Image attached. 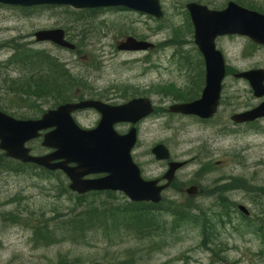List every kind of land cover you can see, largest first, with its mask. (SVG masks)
<instances>
[{"label": "rangeland", "instance_id": "1", "mask_svg": "<svg viewBox=\"0 0 264 264\" xmlns=\"http://www.w3.org/2000/svg\"><path fill=\"white\" fill-rule=\"evenodd\" d=\"M189 1L221 8L230 0H162L165 16L158 21L121 10L98 11L88 16L71 13V9L26 13L0 7V62L15 54L20 63H30L32 54H17L11 49L21 43L30 52H44L34 56L37 66L44 55L57 59L61 65L67 64V75L58 78L70 85L67 97L84 94L85 98L119 103L122 96L147 95L160 107L156 113L163 112L172 99L162 97L173 92V88L188 87L181 73V58L192 41L184 15V5ZM248 1L264 10V0ZM60 28L72 35L71 41L78 48L74 54L60 51L50 43H36V31ZM130 36L150 41L156 47L148 52L119 51L118 43ZM217 47L233 71L264 68V48L251 47L248 39L222 38ZM31 67L32 64L27 66L24 73L40 72L44 79L47 77L46 64L32 70ZM13 69L16 76L21 74ZM72 79L82 80L85 85L72 87ZM8 96L6 103H10L11 110L24 116L33 117L34 109L52 105L16 94ZM255 105L249 86L228 77L221 107L209 124L189 119L165 121L157 114L139 126L134 156L146 179L161 177L168 168L167 162L156 161L151 153L158 144L169 149L171 160L187 162L177 172L160 207L189 208L201 217L200 224L193 219L179 222L176 229L175 219L167 214L159 218L156 226L135 227L134 231L132 214L122 211L130 201L122 194L96 195L95 202L84 203V199L70 193L64 177L59 181L31 172H8L4 170L8 163L0 162V264H264V122L242 126L230 120L233 114ZM97 119L94 111H88L80 116V123L91 127ZM38 145L34 143L33 147L40 151ZM219 183L249 191L212 189ZM191 186L203 188L208 195H188L186 190ZM221 193L224 194L218 197ZM225 197L244 205L249 215L243 214L239 206L227 204ZM89 204L100 210L99 215L107 211L109 222L96 224L83 238L70 234L50 246L33 242L37 226L47 225L55 231L64 219L78 216ZM58 232L55 236L62 231ZM202 242H208L207 246H202Z\"/></svg>", "mask_w": 264, "mask_h": 264}, {"label": "water", "instance_id": "2", "mask_svg": "<svg viewBox=\"0 0 264 264\" xmlns=\"http://www.w3.org/2000/svg\"><path fill=\"white\" fill-rule=\"evenodd\" d=\"M0 3L23 7L38 5L70 6L74 9L121 8L162 19L160 0H0ZM194 27V42L204 55L206 62V86L200 100L175 105L171 112L196 115L204 119L211 118L219 105L222 81L225 77V61L216 50L215 40L221 36L239 35L248 37L258 45L264 46V15L245 9L230 2L224 10L213 11L207 7L189 3L186 6ZM61 29L41 30L35 34L37 42H52L61 47L74 49L65 40ZM152 45L126 38L118 45L120 51H142ZM236 77L249 82L255 97H264V69H253L236 74ZM94 108L101 114L98 126L93 130L79 128L71 113L79 109ZM152 112L151 104L145 99H135L121 106H109L99 101H82L64 104L45 114L37 121H17L0 112V149L6 156L31 162L49 170H62L70 179V189L78 194L89 191H118L133 202H154L161 200V192L174 180L175 173L184 163L170 162L164 179L167 183L157 186L158 181H146L141 177L139 167L134 163L131 151L137 141V130L118 134L114 125L121 122L137 124ZM264 118V102L244 113L235 114L231 120L235 123H248ZM54 128L44 136L43 146L55 151L42 157H34L25 148V143L38 137L40 131ZM156 160H168L169 150L162 144L152 149ZM60 160L61 162L53 163ZM75 163V167H69ZM106 176L94 180L83 177L90 174ZM195 188H190L192 195ZM240 210L247 213L245 207Z\"/></svg>", "mask_w": 264, "mask_h": 264}, {"label": "trees", "instance_id": "3", "mask_svg": "<svg viewBox=\"0 0 264 264\" xmlns=\"http://www.w3.org/2000/svg\"><path fill=\"white\" fill-rule=\"evenodd\" d=\"M238 3L241 5H244L246 7H249L250 9H258L260 11V8H258L253 2H250L248 0H237ZM52 10V9H50ZM97 11H78V12H72L74 14L81 13L87 14L88 16H92ZM71 16V13L70 15ZM74 17V15H72ZM188 20V18H187ZM189 23V20L187 21ZM87 24V23H86ZM17 54H24V53H30L34 56L37 54H41L40 51L30 52L27 47L24 44L16 43L12 47ZM29 55V54H28ZM32 61L29 63H20V60H17L15 63V69L18 70L21 74H19L17 77H15V80L12 82L10 87H14V93L22 98L25 95H30V99H33L36 101V103H39L40 101H44L42 103L50 102L54 105L59 104L61 101H69L71 98L75 97H67L65 94L68 93L69 90V83L61 82L58 78H61L62 74H65L67 71L63 65L58 63L53 57L49 55H44L40 58L39 62L43 64H46L47 66V77L44 79L43 76L40 75V72L33 73L31 75L26 74L24 70H26V67L28 64H32L31 70L35 69V67H41L36 65V62ZM23 61V60H21ZM37 74V75H34ZM67 75V73L65 74ZM64 75V76H65ZM63 76V77H64ZM53 78V79H51ZM47 79V80H46ZM72 87L78 86L81 87L85 85V83L82 80L75 81L74 79L71 80ZM27 88H30V91H27ZM91 94V92H89ZM80 96L79 98L83 97ZM14 167H18L17 171H24L26 166L22 164H15ZM112 194V193H109ZM81 199H84V197H80ZM87 199H84V203L87 202ZM96 201V197L93 198L92 202ZM82 202V201H81ZM82 202V203H83ZM90 204L87 205L83 212L79 213L76 217L66 218L62 221L60 226L56 227V230L53 231L48 229V226L45 225L43 228H37L34 229V237L33 242H44V246H50V244H56L59 243V240H65L67 237H69L70 234H74L76 236H80L83 238V236L89 232L90 230L94 229L97 225L96 224H103L108 223V213L107 211H102L99 215V209L97 207L90 208ZM159 206H154L151 204H134V203H127V208L122 210L123 212H128L132 214V220H134V231L135 227L137 228H152L158 224L159 218L163 217L164 215L171 214L172 217L175 219L176 223V229L177 226L180 224L179 222H186L189 220H195L197 223L200 224L202 221L200 216H197L196 214H193L190 212L189 208H183L179 205L171 206L167 210H161L159 209ZM189 210V211H187ZM196 216V217H195ZM150 219V221H147ZM78 227V228H77ZM58 231H62L59 236H55V234H58ZM78 231V232H74ZM80 234V235H79ZM60 237V238H59ZM203 245V242H202ZM59 264H65L64 262H60Z\"/></svg>", "mask_w": 264, "mask_h": 264}, {"label": "flooded vegetation", "instance_id": "4", "mask_svg": "<svg viewBox=\"0 0 264 264\" xmlns=\"http://www.w3.org/2000/svg\"><path fill=\"white\" fill-rule=\"evenodd\" d=\"M9 8H12V7H9ZM15 8H18V7H15ZM18 9H20V8H18ZM69 38L73 39L72 35L70 36L66 32V39L70 41ZM70 42L74 43V41H70ZM174 44L176 45L175 42H174ZM172 45H171V47H173ZM155 47L156 46H154V49H155ZM185 48H187V49L185 50ZM185 48H184V50H185L186 53H184V56L186 58H185V64L182 65L183 66V71L181 73L184 76V78H185L184 81L186 82V84H188V87L187 88H183V87L173 88L172 89L173 92H168L167 95H165V97H162V99L163 98H171L172 99V104L171 105H173V104L177 105V104L190 103V102H194V101L200 99L201 93H202V91H203V89L205 87V62H204L203 56L200 54L198 49L192 44L186 46ZM154 49H152V50H154ZM18 56L19 55L13 54V55H10L9 58H7L6 60H2L0 62V71L2 72V74L0 76V111L5 113V114H7V112L10 111V103L9 104L6 103V100H8V97H10L8 95H14L15 94L14 93V89L15 88L14 87H10L12 82L15 80L14 76H16L15 70L13 69V64L11 63V60H16V58H18ZM28 66H30V65L28 64ZM230 77H232V75H230ZM193 81H196L198 84L197 85H192ZM27 91H30V88H27ZM155 95H163V94L162 93H160V94L159 93H155ZM27 97L29 98L30 95H25L24 96V98H27ZM120 98H121V100H120L119 103L108 102V101H105V100H102V101L104 103H108L110 105H119V104H124V103L130 101L132 98H147V99H150L153 102V98L152 97H148L147 95H144V96H131V98L127 97V96H122ZM261 101H263V100H259V101H256V102L260 103ZM48 107H49L48 110H51V109H53L54 105H51V106H48ZM159 108L160 107H156L155 106V112H154V114L152 116H156L158 114L159 118H162L165 121H168L169 119H173V118L174 119H189V120L194 121L195 123H198V124H201V125L202 124L203 125H207L215 118V117H213L211 119H202V118H200L198 116H193V115L175 114V113H172V112H170L168 110L169 107H163V109H162L163 112L156 113V110L159 109ZM90 111H92V110H90ZM85 112H88V110L77 111V112H74L73 115H72L73 119L81 127H84V126H82L81 123H80V116L83 113H85ZM94 113L98 117V119H97V121H98L100 115L97 112H95V111H94ZM152 116H150V117H152ZM149 118H147V119H149ZM146 120H143L142 122H140L139 125L141 123H143L144 121H146ZM97 121H96V123L93 126L86 127V128H93L97 124ZM254 124L255 123H248V124H243L242 126H254ZM130 127L131 126L129 124L124 123V124H119L117 126V129L119 130V133H123L124 134V133H127V131L130 129ZM137 128H138V134H139L140 133L139 126ZM31 149L33 150L32 147H31ZM51 152L52 151H50V150H45V149L43 150L42 149L38 153H40V155H46V154H50ZM134 159H135V156H134ZM135 161H136V159H135ZM56 173H59L60 177H64L65 179H67L66 176H64L61 172L57 171ZM91 178H94V177H91ZM160 184H164V182H161ZM195 187H196V194H198L199 196L203 197V196H207L208 195V193H205V190L203 188H201L199 186H195ZM212 189H216V191L231 190V192L232 191H234V192L242 191L243 192V190H245L247 192L249 191V189L246 188V187H239L238 186L237 188H234L233 186L228 185L226 183L225 184L219 183ZM223 194L224 193L218 194V197L222 196ZM225 199H226L225 202H228L227 204L235 205L236 208L239 205H242V204H239V203H237V204L232 203V198L229 199V198L225 197Z\"/></svg>", "mask_w": 264, "mask_h": 264}]
</instances>
